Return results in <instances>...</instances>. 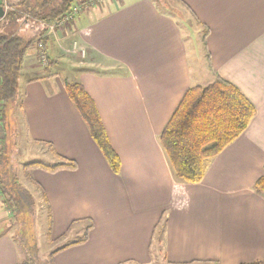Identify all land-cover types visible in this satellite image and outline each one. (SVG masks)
Segmentation results:
<instances>
[{
	"label": "crops",
	"instance_id": "crops-1",
	"mask_svg": "<svg viewBox=\"0 0 264 264\" xmlns=\"http://www.w3.org/2000/svg\"><path fill=\"white\" fill-rule=\"evenodd\" d=\"M181 1L208 28L207 64L256 110L198 183L174 179L158 141L184 92L201 85L190 67L182 17L155 0H105L42 40L47 67L37 46L24 53L13 105L19 104L26 138L52 144L77 164L55 172L33 168L50 203L52 238L75 237L61 245L77 240L86 219L92 223L86 240L58 251L53 264H147L155 246L171 263L264 264V192L254 189L264 170V0ZM2 25L0 34L9 31ZM42 28L26 21L14 26L26 39ZM73 41L85 49L83 57L58 51ZM64 82L81 83L94 101L119 173L90 137ZM8 219L0 192V264H19Z\"/></svg>",
	"mask_w": 264,
	"mask_h": 264
},
{
	"label": "trees",
	"instance_id": "trees-1",
	"mask_svg": "<svg viewBox=\"0 0 264 264\" xmlns=\"http://www.w3.org/2000/svg\"><path fill=\"white\" fill-rule=\"evenodd\" d=\"M75 1L77 0H40L39 2L36 0L35 3L37 4H35L32 3V0H19L16 3H9L11 9L6 10L4 16L0 19L5 26H9V31L0 34V124L3 128H7L11 124L10 111L17 96L18 80L22 71L25 51L29 47L37 46L40 55L41 49L38 44L42 43V40H45L48 36L44 24L57 20L69 10ZM155 1L160 8L166 9L163 7V3L167 4L165 1ZM174 1L187 9L181 0ZM23 21L41 23L43 28L36 36L26 39L14 30L16 23ZM202 27L204 32L202 33L201 42L205 47L208 28L203 25ZM42 51L45 52L43 47ZM206 58L207 60L209 58L207 51ZM47 60V64L43 65L44 67L49 65V58ZM208 67L212 72L213 80L204 86L189 87L184 92L158 137L172 175L179 182H200L213 157L242 134L256 112L253 104L236 86L219 76L212 69L210 63ZM64 87L109 168L113 173H119L120 159L109 142L94 101L79 82H64ZM47 145L59 161L52 165L33 161L26 164V167L41 168L50 172L61 169H76L77 164L73 159L57 154L52 144L47 143ZM29 178L42 191L43 200L48 208L47 235L50 236L52 216L48 199L40 185L32 177ZM15 183V180H12V182H9V186H5L3 181L0 180L1 196L7 210L11 211L12 218L22 213L20 199L18 198L20 190ZM11 188L12 190H10ZM254 189L258 192H264V170L256 180ZM91 227V220L86 219L82 236L50 251L47 264H53V257L58 251L70 245L84 242ZM64 236L65 234H62L56 239ZM13 239L18 248L26 255L19 264H39L35 263L34 242L28 240L23 229L18 230L13 235ZM49 239L51 238L49 237ZM154 256L152 255V258ZM162 260L167 264H180L168 262L164 257H162ZM243 264H257V262Z\"/></svg>",
	"mask_w": 264,
	"mask_h": 264
},
{
	"label": "rangeland",
	"instance_id": "rangeland-1",
	"mask_svg": "<svg viewBox=\"0 0 264 264\" xmlns=\"http://www.w3.org/2000/svg\"><path fill=\"white\" fill-rule=\"evenodd\" d=\"M10 1L11 0H0V4H2L3 8L5 7V12L6 10L11 9L9 4ZM37 1L39 2L40 0ZM163 1L167 3H163L164 8L172 12L174 15L182 17V19H184V21L186 20V23H188L186 25L189 27L184 26V34L190 39L191 47L189 45V63L191 70L196 76L197 83H200L203 86L209 84L212 81L210 78L212 72H210V70L208 71V64L205 58L206 50L200 41L204 28L197 23L187 9L179 3L174 0ZM35 2L36 0H32V3ZM3 26L5 28L9 27L5 26V24H3ZM58 51L63 55L64 53L71 54L61 45H58ZM54 65L56 64H53L51 69L54 68ZM58 70L69 76L74 74V70L68 66H59ZM13 107L16 117L14 120L15 122L12 120L10 126L7 128L2 127L0 133V180L3 181L5 186H9V182L15 180V185L20 190L18 198L20 199L22 213L21 215L19 214L17 217L12 218L11 211L7 210L9 219L5 224V229H10L9 231L11 234H15L18 230L23 229L28 240L34 242L36 251L35 263L47 264V260L50 258L48 255L50 251L58 248L65 241L70 240L71 238L74 239L75 237H70L71 235L68 234L59 239H54L52 238L51 231L50 236L47 235L48 208L43 200L42 191L34 185L29 178H33V168L26 167V164L36 161L52 165L57 163L59 159L54 155L53 151L47 146V144H37L27 140L24 119L19 104L16 103ZM10 190H12V188ZM9 224H11L10 227ZM49 237L51 239H49ZM32 251L34 252V250ZM160 251L161 248L155 246V256L151 258L150 262L147 264H167L162 260ZM20 256L21 260L26 257L21 250Z\"/></svg>",
	"mask_w": 264,
	"mask_h": 264
},
{
	"label": "built area",
	"instance_id": "built-area-1",
	"mask_svg": "<svg viewBox=\"0 0 264 264\" xmlns=\"http://www.w3.org/2000/svg\"><path fill=\"white\" fill-rule=\"evenodd\" d=\"M104 1L105 0H77V1H75L71 5L69 10L66 11L65 13H63L57 20H55L54 22H51L49 24H44V26L47 29L46 34L47 35L54 34L56 29L63 28L65 26H67L72 20L77 18L84 8L97 6L98 4L103 3ZM4 9H5V7H4ZM38 47L41 49L40 55H39L40 63L42 65H46L48 58H47L46 53L44 51H42V47H43L42 43H39ZM66 51L69 53L79 54L82 57L85 55V49L83 47L79 46L77 41H73L71 43V47ZM1 130H2V126L0 124V133H1Z\"/></svg>",
	"mask_w": 264,
	"mask_h": 264
},
{
	"label": "water",
	"instance_id": "water-1",
	"mask_svg": "<svg viewBox=\"0 0 264 264\" xmlns=\"http://www.w3.org/2000/svg\"><path fill=\"white\" fill-rule=\"evenodd\" d=\"M5 14V10L2 6H0V18H2Z\"/></svg>",
	"mask_w": 264,
	"mask_h": 264
}]
</instances>
